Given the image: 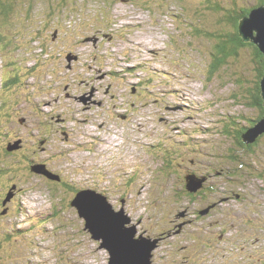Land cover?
<instances>
[{"label":"rangeland","instance_id":"rangeland-1","mask_svg":"<svg viewBox=\"0 0 264 264\" xmlns=\"http://www.w3.org/2000/svg\"><path fill=\"white\" fill-rule=\"evenodd\" d=\"M61 2L0 24L11 35L0 43V264H108L71 206L92 188L122 213L130 240L154 246L151 264L196 254L200 264L217 254L222 264L245 254L243 264H258L264 179L229 178L217 158L230 143L225 124L257 116L236 80L253 74V47L210 72L222 30L213 5L235 11L257 0ZM191 170L199 171L183 183ZM191 182L212 184L204 201L183 191Z\"/></svg>","mask_w":264,"mask_h":264},{"label":"trees","instance_id":"trees-1","mask_svg":"<svg viewBox=\"0 0 264 264\" xmlns=\"http://www.w3.org/2000/svg\"><path fill=\"white\" fill-rule=\"evenodd\" d=\"M47 0H39V5L41 6L42 3ZM54 1V0H51ZM263 1V2H262ZM67 3L66 0H62L61 4ZM264 5V0H257V3L255 5L249 6V8H245L244 6L238 7L237 10L235 11L232 10H226L224 7L221 6V4L216 3L212 7V11L217 13L221 19L219 21H215V25L220 27L222 30L221 31H216L217 33V39L218 43L215 45V55H214V61L210 66V72L214 73L215 71L218 70L220 66H223L226 64L227 59L231 57H237L238 54L240 53V48L242 46H245V43H250L251 46L253 47L252 52H253V62L255 64V67L253 68L254 72L252 75H250L249 81H245V78L243 77L245 74L241 73L236 80L239 83L240 89L242 90V98L247 102H244L241 100L242 104H246L249 108H252L254 111H256V120H251V123H254L253 125L251 124L249 126L253 127L255 123L259 120L264 119V99L262 98V89H261V79L264 74V55L261 53V51L257 48V46L251 42H243L241 36L239 35L238 32V25L240 20L248 16L251 12V9L256 6H261ZM40 6L37 7V4L34 3L33 0H0V24L6 25L8 20H11L13 18V15L15 14V11L20 16V18H26L27 17V22L28 19L31 20L34 17L42 16L40 15L41 10H39ZM48 7V19L49 15L54 13V8L53 7ZM50 9L52 12H50ZM40 15V16H39ZM21 20L22 22H25V20ZM48 23V22H47ZM230 27L229 30H227ZM11 28V27H10ZM9 31V30H7ZM195 33H198L200 36L206 34L211 38L213 35H209L205 29H195ZM225 31L224 33H222ZM11 37V35L9 34ZM6 33L3 31H0V43L6 42V41H11L10 39H5L6 37H9ZM214 37V38H216ZM12 39V38H11ZM36 40H39V42L43 43V38L41 36H38ZM45 44V43H43ZM46 45V44H45ZM216 56V57H215ZM214 70V71H213ZM16 80V78H7V81H9L8 85H10V82L13 83ZM257 108V109H256ZM250 121V120H249ZM237 124L236 121L233 119L229 121V123H226L225 128L227 129V136L230 138V143L227 148H225L227 151L225 153H221L220 155H217V157H223L225 160H227L228 163L225 165V168H228L229 171L226 173L229 175V178H233L236 176V178H239L241 175H245L244 172L247 171V174L252 175L254 177H257L259 179H264V162L262 160H259L257 153L260 152L261 148L264 151V133L258 135V137L255 138L253 142L247 143L244 141L242 134L246 132L247 127H243L242 125H238L236 127V136H230L234 131H230L229 126ZM235 142V143H234ZM6 152H9L10 150L5 148ZM238 151V152H237ZM254 158V159H253ZM230 162V164H229ZM257 166L256 171H251L253 168ZM237 169L240 171L239 174H235L234 170ZM220 170V168H219ZM1 172L6 171V169L0 170ZM218 171V170H217ZM196 172V171H195ZM196 175L193 171H189L186 176H184V182L186 183V178L188 176H192L193 174ZM184 175V174H183ZM238 180V179H237ZM240 182V179L238 180ZM182 183V184H183ZM204 183L206 184L207 182H201L200 186L205 187L204 189L201 188L200 195L204 198V193L206 189H211V185H206L204 186ZM187 187V188H186ZM210 187V188H209ZM213 187V186H212ZM184 190L186 191L187 194L190 192V197L194 198L193 196L195 191H190L189 187L187 184L183 187ZM93 189V188H92ZM179 192V190H178ZM238 197V195H237ZM7 198V195L6 197ZM235 198V197H234ZM178 199L174 200V202L171 201V205L173 204V207H177L179 202H177ZM4 202V201H3ZM2 202V203H3Z\"/></svg>","mask_w":264,"mask_h":264},{"label":"water","instance_id":"water-1","mask_svg":"<svg viewBox=\"0 0 264 264\" xmlns=\"http://www.w3.org/2000/svg\"><path fill=\"white\" fill-rule=\"evenodd\" d=\"M238 32L243 42L255 44L264 55V5L253 7L250 14L240 20ZM260 85L264 99V75ZM263 133L264 119L257 121L242 137L245 142L250 143ZM55 179L58 181L59 177L56 176ZM191 183L193 186L189 185L190 191L199 189L200 183ZM71 206L83 218L85 230L94 240H101L102 247L108 250V264H151V249L154 246L141 238L130 240L128 236H133V229H121L122 213H114L105 198L92 189H84L77 191ZM152 244L155 245L153 242Z\"/></svg>","mask_w":264,"mask_h":264},{"label":"flooded vegetation","instance_id":"flooded-vegetation-1","mask_svg":"<svg viewBox=\"0 0 264 264\" xmlns=\"http://www.w3.org/2000/svg\"><path fill=\"white\" fill-rule=\"evenodd\" d=\"M251 120H256V119H250V121L249 120H246L245 121V123H244V125H242V123L244 122V121H242V122H238V121H236V123L237 124H234L233 123V125H231V126H229L228 128H231V132L232 131H234L233 133H232V135H230V136H236L237 135V133H236V126H238V125H242L243 127H247V128H249V126L252 124L253 125V123H251ZM225 130V133H226V131H227V129H224ZM262 152H264L263 150H262V148H261V150H260V152H258V153H260L261 155H264V154H262ZM263 160V159H262ZM191 171H193L194 173H195V171L196 172H198L199 170H191ZM190 171V172H191ZM188 172V171H187ZM208 185H211L210 183H208ZM211 187V186H210ZM209 187V188H210ZM201 188H205V187H203V186H201L200 188H199V190L198 191H200V189ZM197 190L194 192V193H196V192H198ZM205 191H209V189H206ZM202 199V201H204L205 199H203V198H201ZM175 208V207H174ZM204 211V210H203ZM198 214H199V212L200 211H196ZM255 221H254V223H259V224H264V223H260L257 219H254ZM251 230H253V225H252V227H251ZM260 235L262 236V238H261V240H263V237H264V225H263V227H261V229H260ZM238 232H240L239 230H238ZM217 233V232H216ZM222 233V232H221ZM215 234V233H214ZM214 234H212V236L214 235ZM237 236H241L242 234L241 233H238V234H236ZM213 237H215V236H213ZM217 238H218V236H217ZM253 239V237L251 238V240ZM256 240H258V238H255ZM254 247V250L256 251V252H254L252 255H251V257L253 258V260L252 261H254V262H256V263H258V264H263L264 263V243H262V241H261V245H254L253 246ZM241 249H242V247H241ZM242 250H247L246 249V247L245 248H243ZM246 255V254H245ZM245 255H241L235 262L234 261H231V260H228L229 261V264H243L245 261H244V259H245ZM196 256H198V254H196ZM194 257V256H188V257H186V256H184L183 258H186V259H188V261H183L184 263L183 264H194V263H196V264H200V262L203 260V258L205 259V257H203L202 258V256H201V254H200V258H199V260L197 259V257ZM216 257H217V260L219 261V262H216L215 264H217V263H219V264H222V263H224V260H225V258H222L219 254H217L216 255ZM222 258V263H221V261L219 260V259H221ZM242 261H244V262H242Z\"/></svg>","mask_w":264,"mask_h":264},{"label":"bare ground","instance_id":"bare-ground-1","mask_svg":"<svg viewBox=\"0 0 264 264\" xmlns=\"http://www.w3.org/2000/svg\"><path fill=\"white\" fill-rule=\"evenodd\" d=\"M262 2H263V1H262ZM57 11H58V10H57ZM143 42H145V41H142V43H143ZM151 42H153L152 44L156 43V42H154V41H151ZM144 44H145V46H146V45H149L150 43L148 44V43L145 42ZM0 48H1V47H0ZM157 55H158V54H157ZM213 71H214V70H213ZM7 72H8V71H7ZM263 75H264V74H263ZM0 88H1V87H0ZM256 109H257V108H256ZM223 128H224V127H223ZM247 131H248V129L246 130V132H247ZM246 132H245V133H246ZM226 133H227V132H226ZM245 133H244V134H245ZM221 134H222V133H221ZM231 135H232V134H231ZM101 141H102V140H101ZM228 141H229V140H228ZM234 143H235V142H234ZM223 146H224V145H223ZM211 148H212V147H211ZM218 148H219V147H218ZM8 149L11 151V149H10L9 147H8ZM237 152H238V151H237ZM220 156H221V155H220ZM258 156H259V155H258ZM217 158H218V157H217ZM253 159H254V158H253ZM200 167H201V166H200ZM182 182H183V181H182ZM94 192H95V191H94ZM97 192H98V191H97ZM95 193H96V192H95ZM96 194L102 196L101 192H98V193H96ZM234 199H235V198H234ZM185 206H186V205H185ZM215 208H216V207H215ZM209 211H210V210H209ZM157 242H158V240H155L153 243H156V244H157ZM156 244H155V246H156Z\"/></svg>","mask_w":264,"mask_h":264}]
</instances>
